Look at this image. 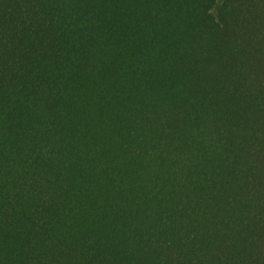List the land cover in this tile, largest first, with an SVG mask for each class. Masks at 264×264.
<instances>
[{
  "label": "trees",
  "instance_id": "16d2710c",
  "mask_svg": "<svg viewBox=\"0 0 264 264\" xmlns=\"http://www.w3.org/2000/svg\"><path fill=\"white\" fill-rule=\"evenodd\" d=\"M0 264H264V0H0Z\"/></svg>",
  "mask_w": 264,
  "mask_h": 264
}]
</instances>
